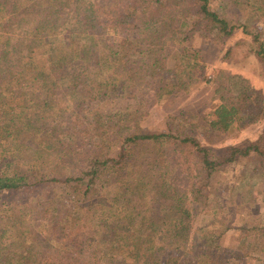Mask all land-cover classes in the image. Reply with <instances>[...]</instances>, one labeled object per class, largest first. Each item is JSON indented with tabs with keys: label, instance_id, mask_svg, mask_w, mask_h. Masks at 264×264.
I'll list each match as a JSON object with an SVG mask.
<instances>
[{
	"label": "rangeland",
	"instance_id": "obj_1",
	"mask_svg": "<svg viewBox=\"0 0 264 264\" xmlns=\"http://www.w3.org/2000/svg\"><path fill=\"white\" fill-rule=\"evenodd\" d=\"M111 1L115 3L117 11L123 10L124 13L132 10L136 2ZM151 4L161 12L166 5L171 6L170 0H151ZM187 4L182 2V8ZM210 7L236 26L232 35L226 37L220 33L205 38L195 26L189 32L188 39H184L182 32L176 41L172 40L171 35L158 39L157 32L161 28L169 33L173 27L162 22V16L149 19L150 11L139 10L137 12L142 16L135 28L110 34L117 45L128 36L137 40L134 45L125 47L127 54L117 55L111 63L104 62L109 49L108 40L103 35L94 44L90 37L96 39L100 34L93 35V32L73 36L60 29L57 34L42 38L40 41L46 46L39 50L41 62L50 63V58L54 60L63 55V60L57 65H60L59 74L53 82L66 86L67 80L60 78V75L65 78L63 66L73 73L78 66L88 65L93 70L96 67L102 70L99 81L114 82L119 84V89L105 102L97 105L91 103L93 110L89 107L86 110L84 99L87 96L81 90H67V95L61 94L57 103V100L47 96L51 91L48 82L40 83L30 77L27 79L35 81L16 82L8 77L0 87V138L3 135L0 159L4 156L9 158L3 161L4 166L11 163L14 170H19L23 164H26L25 170L33 166L40 178L44 179L49 175L62 179L74 177L91 164L117 158L123 138L135 133L138 127L148 131H164L170 125L179 126L186 135L211 149L216 157L230 156V146L244 147L256 140L263 132L264 120L228 132L214 131L209 120L218 104L214 95L215 79L221 72L239 73L264 93V67L254 53L257 43L253 39L257 34L258 42L264 44V0H210ZM187 14L188 17L185 16ZM179 18L195 17L184 10ZM148 19L154 22L155 46L162 45L163 49L142 50L144 45L140 44V37L136 33L144 30L143 26L150 25ZM5 22L0 15V34L6 27ZM148 30L144 32L147 37ZM77 50H84L87 60ZM182 50H189L186 56L195 50L201 51V61L196 65V70L186 65L178 68L176 61L185 63L180 59ZM5 57L0 61L2 76H7V67L14 68L15 72L20 67L24 71L32 70L26 63L16 61L17 55ZM156 60L159 62L154 65ZM99 61L104 63L96 65ZM189 61L194 62L192 58ZM199 67H202L201 72ZM36 69L39 72L43 70ZM125 69L127 74L120 73ZM45 72L48 74L51 71L46 68ZM129 73H133L134 77H130ZM181 82H185V87H173ZM6 86L10 91L3 95ZM160 86L163 90H159ZM45 100L57 103L55 113L65 118L64 129L71 133L76 131L75 140L61 150L62 153L69 151L67 156L61 157L57 153L59 148L54 143H62L59 134L44 133V130H51L39 117L43 110H50L44 107ZM82 100L84 104L80 103ZM86 102L89 103V100ZM95 110L102 114L99 120L87 119L85 122L83 118L75 117L88 114L93 117ZM59 122H55L54 127ZM106 132L110 135L105 136ZM190 150L191 147L177 141H173L172 145L164 144L162 148L151 144L130 147L128 161L126 158L123 163L114 164V168L111 167L112 162L97 166L99 174L96 176V186L90 190L88 199L72 195L75 187L65 182L46 183L43 187H32L30 191L24 187L4 193L0 213L4 214L10 227L4 252L14 260L20 258V264H53L62 260L82 264L86 259L92 260L97 254L94 251L84 250L81 255L80 250L69 249L78 234L74 231L83 232L84 243L101 242L120 251L119 254L122 243L141 244L144 231L150 225L163 219L158 232L168 226L172 200L161 196L165 191L163 185L169 188L172 196L177 192L189 191L195 184L196 159ZM129 160L135 167L134 173H131ZM153 163H162L168 170L158 173L157 168L151 167ZM159 176V180L151 181ZM77 186L83 188L81 183ZM44 189L48 192L46 200H43ZM152 189L161 192L159 196L154 197V191L148 192ZM37 196H40L38 200ZM60 196L65 197L64 202L59 201ZM119 198L124 202L120 203ZM50 200L58 203V209L54 210ZM106 205L109 210L105 209ZM191 208L194 219L186 241L175 244L172 240L156 239L154 244H163L162 250L166 254L168 250L169 253L174 252L173 257L181 264H264V157L252 152L248 156H240L234 163L213 170L208 189L199 198L191 200ZM138 210L142 211L140 217L137 216ZM103 224L114 227V230L105 229L103 232ZM88 230L97 232V237L88 240L84 234ZM178 232L183 236L181 230ZM146 236L153 237L150 229ZM175 246H178L176 250L173 249ZM215 249L216 257L207 258L208 253ZM109 262L113 264V260L109 259Z\"/></svg>",
	"mask_w": 264,
	"mask_h": 264
},
{
	"label": "trees",
	"instance_id": "obj_2",
	"mask_svg": "<svg viewBox=\"0 0 264 264\" xmlns=\"http://www.w3.org/2000/svg\"><path fill=\"white\" fill-rule=\"evenodd\" d=\"M156 1L161 2L162 0ZM182 2H188V4L182 8ZM170 3L171 6L168 7L166 5L165 10L161 12L151 4V0H136L132 10L124 13L122 12L123 10L117 11L115 3L111 0H0V15L3 21H6V27L0 34V50H2L0 52V61L6 59L5 55H17L16 61L24 62L32 69L30 71H24L22 67H20L19 71L15 72L14 68L7 67L5 70L7 76H2V74H0V87L8 80V77H10V81L16 82L19 80H22V82L30 81L27 79L30 77L40 83L48 82L51 85V91L47 96L57 100V103L60 101L61 94L64 96L67 95V90L77 92L80 90L83 91L87 96V98L84 99L86 110H89L88 107L93 110V105H91V103L97 105L96 103L105 102L106 99L110 98V96L119 89V84L114 82L108 83L103 79L99 81V79L102 78V70L97 69V67L96 70H93V68L88 65L78 66V70L73 73L62 65L65 69V78L63 75H60V78L63 81L67 80L66 86L62 87L61 83L53 82V79L59 74L58 69L60 65H57L63 60V55L57 56L54 60L50 58V63L44 64L41 62V53L39 50L46 46L44 42L40 41L42 38L57 34L60 29L63 33L67 35L70 33L73 36L89 35V33L93 32V35L100 34L96 39L93 36L90 37L89 40L94 44L103 35V37H106V40H108L107 45L109 49L107 57L104 58V62L111 63L114 61L112 58L117 55L127 54V50H124L125 47L134 45L137 40L136 37L128 36L121 39L119 45H117L110 34L116 35L119 34L120 30L124 33L127 29L135 28L139 17L142 16L141 13L137 12L139 10L150 11L149 19L162 16L161 21L173 27V31L169 33H165V29L161 28L160 31L157 32L158 39L171 35L172 40L176 41L180 32L184 33V39H188L189 32L195 26H198L201 35L205 38H209L211 35L217 36L220 35V33L228 37L236 30L235 25L231 24L227 19L210 7V0H170ZM184 10L191 13L195 18L181 20L179 15L182 14ZM185 16L188 17L189 15L187 14ZM149 22L150 25L148 27L143 26L142 28L144 30H138L136 33V35L140 37V44L149 47L143 46L142 50L163 49L164 46L162 45L155 46L157 38H155V30H153L154 22L153 20H149ZM100 26H102V28ZM146 29H149L147 32L148 37L144 35ZM33 37H35V39ZM253 39L254 42L257 43L254 48V53L264 67V44L258 42L257 34L254 35ZM50 50H55V48H50ZM83 51L77 50V52L83 54L87 60ZM188 51L189 50L181 51L182 56L180 59L185 63L176 61L178 62V68L180 69L183 65H186L192 70H196V65L201 61V51L195 50L186 56ZM90 57L91 56H89V58ZM190 58L194 60L193 63L189 61ZM71 61L77 62L78 60L72 59ZM101 62L102 61H99V63L96 62V65L104 63ZM158 62L159 60H156L154 65ZM36 68H43V70L39 72ZM46 68L51 72L47 74L45 72ZM124 71L121 70L120 73H128L127 69ZM199 71H202V67H199ZM2 72L3 71H0V73ZM129 76L134 77V74L129 73ZM215 82L216 88L214 95L218 104L215 107L213 117L209 120V125L214 131L228 132L234 128L247 127L264 120V93L257 89L249 78L239 73L221 72L215 79ZM185 85V82H181L180 84L175 83L173 87L183 88ZM169 87V93H171L172 88L171 86ZM159 90H163V87L160 86ZM9 91V87L6 86L3 90V95L6 93L8 94ZM130 96L135 98L133 94ZM86 100H89V103H87ZM57 103H51L45 100L43 105L50 110H43V113H40L39 117L45 121L46 128L51 129L49 132L44 130L45 135L59 134L62 143L55 142L54 144L59 148L57 153L62 157L69 154V151L62 153L61 150L67 148V144L70 141L72 142L75 140L76 131L71 133L64 129L66 124V122H64L65 118L55 113ZM80 103H83V100ZM93 113V117L90 114L84 117L81 115L75 117L80 120L83 118L85 122L87 119L91 120L98 118L99 120L102 117V114L96 110ZM56 117H60V119L56 120ZM69 117L72 118L70 114ZM13 121L19 124L17 120L14 119ZM57 121L60 122L54 127ZM109 135V132L105 133V136ZM2 137L0 140L3 139ZM173 141L191 147L190 152L192 154L194 153L196 159L195 176L193 178L195 184L189 191L177 192L176 195L172 196L169 192V188L165 187V185H163L165 191H162V193L158 190L154 191V189L148 191L149 193L154 191V197L159 196V193H161L163 198L166 196L170 201L172 200V203L169 205L171 217L168 219V226H164V229L158 232L159 225L163 220L159 219L157 223L150 225L144 231L143 235L145 237L143 241H140L141 244L122 243L120 254V251L117 252L115 249L105 246L101 242L84 243L83 232L79 233L76 231L74 232L78 234L75 235V242H73L69 249L72 251L80 250L81 255L84 254V250L88 249L97 253L92 260H88L84 257L86 260L82 262V264H110L109 259L113 260V264H181L179 260H175L173 257L174 252L169 253L168 250L167 255L162 250L163 244L161 246L155 245L156 239L172 240V243L179 244L189 238V230L192 228L191 221L194 219L191 200L199 198L208 189L209 179L213 170L225 164L234 163L240 156H248L252 152L264 157V129L256 140L249 142L246 146H230V156L219 157L217 155L216 157L211 149L201 145L194 137L186 135L185 131L179 126L170 125L164 131H148L138 127L135 133L123 138V144L117 158H107L100 161V164H91L76 176L66 179L53 175H49L45 179L40 178L38 170L33 168V166L25 170L24 167L26 164H23L19 170H14L13 167H11V163L8 164L9 166H4L3 161L9 159L8 156H4L0 159V205H3L1 197L6 192L19 190L24 187L30 191L32 187H43L44 184L46 185V183L51 182H65L67 185L70 184L72 187H75V191L72 195H81L83 198L88 199L87 197L90 195V190L92 188L94 189L96 186V176L99 174V167L97 166L109 165L112 162L111 167L114 168V164H121L126 158L128 161V150L130 147L151 144L155 145L157 148H162L164 144L172 145ZM129 166L132 169L131 173H134L135 167L130 160ZM153 166L158 169V173L168 170V167L165 168L166 166L162 163L157 165L153 163L151 167ZM160 177L161 176L151 181L159 180ZM79 183H81L83 188L80 189L77 186ZM43 191L45 193L43 200H46L48 198V192L45 189ZM40 192L42 194V190H40ZM39 197L40 196H37L36 200H38ZM67 198L69 197L67 196ZM59 201L64 202L65 197L60 196ZM98 201L104 202L105 199H98ZM118 201L120 203L124 202V200H120V198ZM49 202L52 207H55L54 210L58 209V203H55L54 200H50ZM105 209L109 210L107 205ZM137 216H142L141 210H138ZM60 223L66 224L65 222ZM102 229L103 232L105 229L113 231L114 227L103 224ZM148 229L153 233L152 238L146 236ZM178 230L183 232V236L179 234ZM9 231V224L6 222L4 214L1 212L0 264H20V258L14 260L10 254L4 252ZM71 231L72 230H70V232ZM84 234L88 240L97 237V232H91V230L86 231ZM88 244H90V246H88ZM85 245H87L86 249L84 248ZM177 247L178 246H175L173 249L176 250ZM122 254H124L123 257H121ZM208 254L209 256L207 258L216 257V249L210 251ZM53 264H76V262L74 260H62L55 261Z\"/></svg>",
	"mask_w": 264,
	"mask_h": 264
}]
</instances>
